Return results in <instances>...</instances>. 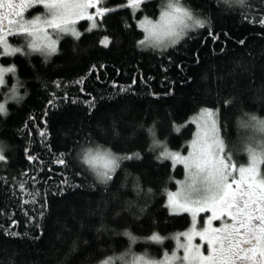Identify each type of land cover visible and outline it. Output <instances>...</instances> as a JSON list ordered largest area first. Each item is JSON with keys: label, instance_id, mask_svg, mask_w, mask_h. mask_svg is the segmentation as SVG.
Instances as JSON below:
<instances>
[{"label": "trees", "instance_id": "1", "mask_svg": "<svg viewBox=\"0 0 264 264\" xmlns=\"http://www.w3.org/2000/svg\"><path fill=\"white\" fill-rule=\"evenodd\" d=\"M103 1L97 28L84 31L82 21L80 38L62 35L51 56L2 58L15 71L0 89V264L161 257L173 248L168 237L191 223L167 207L184 169L163 149L186 151L193 115L212 109L225 154L241 152L245 110L264 116V0H183L205 27L165 49L141 45L138 26L165 0H142L136 10ZM96 148L132 158L102 183L83 162Z\"/></svg>", "mask_w": 264, "mask_h": 264}, {"label": "snow or ice", "instance_id": "2", "mask_svg": "<svg viewBox=\"0 0 264 264\" xmlns=\"http://www.w3.org/2000/svg\"><path fill=\"white\" fill-rule=\"evenodd\" d=\"M229 2L241 7L247 5V0H225V3ZM37 5L42 6L45 13L24 19L25 11ZM92 8L96 9L95 13H89L88 10ZM167 8L169 10L162 13L159 23L154 24L146 19L141 24L147 33L146 38L139 42L141 45L167 47L166 40L175 45L184 37L186 29L205 27L203 20L194 19L191 12L173 4L171 0ZM106 12L101 7V0H0V54L13 55L22 51L20 47H11L6 40V33L14 32L20 37L32 38L27 44L32 51L51 56L57 52V38L60 34H70L79 39L81 33L75 27L77 22L88 20V31H91L98 26L97 18L102 20ZM4 21H7V28ZM188 21L192 23L189 24ZM260 23L264 25V18H261ZM54 35L57 38H53ZM102 43L107 46L109 41L105 38ZM14 71V67L0 69V85L4 84L3 73ZM0 113H5L3 104H0ZM211 115V112L201 113L194 121L200 130L196 132L195 139L191 142L192 150L186 156L163 153L165 158L182 164L187 170L185 180L177 182L180 190L168 193V205L172 209V215L190 213L191 228L175 237L177 250L183 249V255L177 256L173 252L169 256L165 253L164 261L160 264H173L174 261H180V264H264V178L258 179V167L252 164L256 159L254 155L250 156L247 167L237 168L232 163L231 156L225 154L224 143L219 138L215 121L209 126L205 119ZM257 124L264 127V122ZM125 158L132 157L115 156L109 151L97 150L94 153L88 150L83 162L96 173L100 182L107 183L119 167L118 161ZM101 159L105 162L103 166L96 163ZM4 160L5 156L0 151V162ZM59 163L64 165L65 161L61 159ZM237 171L238 178L234 175ZM200 176H204L207 188L204 194L196 195L194 190ZM28 195L35 196L38 193ZM198 213H210L206 218V225L199 231ZM214 221H219V226L214 227ZM181 236L186 239V243H180ZM195 237H199L202 243L194 244ZM151 239L159 241L160 237L153 235ZM205 243L208 246L207 255L201 250ZM143 259L136 258V264ZM104 264H112L111 258L104 261ZM145 264L155 262L145 261Z\"/></svg>", "mask_w": 264, "mask_h": 264}, {"label": "rangeland", "instance_id": "3", "mask_svg": "<svg viewBox=\"0 0 264 264\" xmlns=\"http://www.w3.org/2000/svg\"><path fill=\"white\" fill-rule=\"evenodd\" d=\"M127 2L133 7V10H136V9L139 7V4L142 2V0H127ZM172 2H174V0H172ZM103 3H104V1L101 0V7H102L103 9H105V8L103 7ZM168 3H169V0H165V2L163 3V8L161 9V11H160V13H159L158 15H156V16H154V17L144 16V17H142L141 19H139V20H138V26H139V28L143 30V28L141 27V24H142L146 19H147V20H151L152 23H154V24H155V23H159V22H160V16L162 15V13H163L164 11H168V10H169V9L167 8V4H168ZM181 7L184 8L185 10H189V7H187L184 3L181 5ZM88 11H89V13H95L96 9H95V8H92V9H89ZM44 13H45V10L42 8V6L37 5V6L32 7L31 9H28V10L25 11L24 19L27 20V19H29V18H34L36 14H44ZM192 14H193L194 19H200V17H198L197 15H195V14L193 13V11H192ZM99 20H100V19L97 18V24H98V21H99ZM82 21H84V23H85V25H83V28L85 27L84 31H88V29H89V27H90V22H89L88 20H80V21H78L77 24L75 25V27H76L77 31L80 32V33L83 31V30L80 28V24H81ZM12 27H15V26H12ZM196 29H197V28H196ZM192 30H194V29H186V30H185V35H184V37L187 35L188 32H190V31H192ZM49 31H50V34H51V30H49ZM143 32H144V38H143V40H144V39L146 38V36H147V33H146L144 30H143ZM62 35H64V34H60L59 38L62 37ZM184 37H183V38H184ZM53 38H57V37H55V35H54ZM59 38H57V39H59ZM31 39H32L31 37H20L19 35L15 34L14 32H13V33H8V35H7V42H8V44H9L11 47H20V48L22 49L21 52H24V51H32L30 48L27 47V44H28V42H29ZM165 43L168 45L167 47H160V48H155V49H165V48H168V47L173 46V45L170 44L169 41H167V40L165 41ZM177 43H178V42H177ZM57 46H58V43H57ZM144 46H146V45H144ZM147 47H152V46H151V45H147ZM152 48H154V47H152ZM0 53H2V49H0ZM41 53H42V52H41ZM15 54H16V53H15ZM43 54H44V53H43ZM13 55H14V54H13ZM44 55H45V54H44ZM9 56H12V55L0 54V69H7V68H9V67H13V65H7V64L4 62V60L2 59V58H4V57H9ZM7 73H9V72H4V73H3V79H4V82H5V77H6L5 75H6ZM2 85H4V84H2ZM2 85H0V89H1ZM206 112H211V113H212L211 117H205V119L208 120V125L210 126V125H211V122H212V121H215V123H216V128H217V132H218V135H219V138L223 141V139H222V137H221V133H220L219 119H218L217 112L214 111V110H212V109H203V110H201L200 112H198L197 114L193 115V117H192V122H193V124H194L195 129H194L193 136L191 137V139H190V141H189V143H188L187 150H186V151H182V150H173V149H170V148L168 147V148L163 149V153H164V152L178 153V154L181 155V156H186V155L192 150V149H191V142H192L193 139H195V134H196V132L200 130V129L198 128V126H197V123H194V121H196L197 118L200 117L201 113H206ZM200 123H203V121H200ZM246 135H247V134H246ZM246 135H245V136H246ZM223 143H224V142H223ZM224 148H225V145H224ZM91 150H92L94 153H95L97 150H99L100 152H105V151H106V150L99 149V148H98V149H97V148H96V149H91ZM109 152H110V151H109ZM240 153H241V152H234L233 154H231V155H227V156H231V158H232V163H235V164L237 165V168H239V167H241V166L247 167V166H248V163H249L248 160H247L245 163H242V164H239V163H238V158L241 156ZM85 154H86V153H85ZM113 155H114V154H113ZM115 156H116V155H115ZM161 156H162L163 158H165V157L163 156V154H162ZM165 159L170 160L171 163H172L173 165H181V166L183 167L182 164L174 163V162L172 161V159H170V158H165ZM183 169H184V176H183L181 179H178V180L176 181V187H175V189H173V190H169V191L167 192L166 204H167V207H168V209L170 210V212L172 211V209H171V207L168 205V193H169V192L175 193V192H178V191L180 190V184L177 183V182H178V181H179V182H183V181L185 180V178H186V175H187V170H186L184 167H183ZM100 170L103 171L102 168H101ZM258 171H259V173H260V177H258V179H259V178H264L263 171H262V166H260V167L258 168ZM234 175H236L237 178H238V177H239V173H238V171H237L236 173H234ZM177 200H179V197H177ZM183 214H188L189 217H190V219H191V214H190V213H183ZM208 216H210V213H198V214H197V230H198V231L201 230V228H202L203 226L206 225V218H207ZM219 224H220L219 221H214V222H213V226H214V227H215V226H219ZM190 228H191V223H190V225H189V227H188L187 229L182 230V231H179V232L173 234V235L171 236V238H170V236H169L168 239H169V241L171 240L172 245H173V248H172L171 250H169V251H165L164 254H163L161 257H159V258H157V257H149L148 255H145V254H140V255L131 254L132 256H131V255H127V257H123V259H119V258L122 257V256H117V257H115V259H113V264H127V261L131 260L133 257L138 258V257H140V256H144V260L147 261V262H155V264H160V262L164 261L165 253H167L169 256H171V255L173 254V252H175L177 256H182V255H183V249H179V250H177V241H176L175 237L177 236L178 233H183V232H185V231H188ZM168 239H166L165 236H164V237H161V240H163V241H161V242L164 243V242L168 241ZM180 243H186V239H185L183 236L180 237ZM193 243H194V244H201L202 242H201V240H200L199 237H195L194 240H193ZM201 250L204 252L205 255L208 254V246H207L206 243L204 244V247H203ZM129 257H130V258H129ZM138 264H141V261H139ZM173 264H180V261H174ZM185 264H187V262H185Z\"/></svg>", "mask_w": 264, "mask_h": 264}, {"label": "clouds", "instance_id": "4", "mask_svg": "<svg viewBox=\"0 0 264 264\" xmlns=\"http://www.w3.org/2000/svg\"><path fill=\"white\" fill-rule=\"evenodd\" d=\"M172 3L181 6L183 4V0H174V2ZM188 11L192 13V10L190 8ZM188 23L191 24L192 21H188ZM245 113L247 119L244 120L241 126L247 130L248 134L244 137V143L241 145V148L243 150L240 154L245 155L249 163L250 156L254 155L256 159L252 161V164L255 167L259 168L260 166L264 165V127L258 125L257 122H264V116H261L259 112H253L249 110H245ZM96 163L103 166L105 162L101 159L97 160ZM194 179H196V177H194ZM198 181L199 182H197L196 184V189L194 190V193L196 195H202L204 194V191L207 188V184L204 182V176H200L198 178ZM145 255H147V253H145ZM140 257L144 258V256ZM127 264H136V257H133L131 260L127 261ZM141 264H145L144 259L141 260Z\"/></svg>", "mask_w": 264, "mask_h": 264}, {"label": "flooded vegetation", "instance_id": "5", "mask_svg": "<svg viewBox=\"0 0 264 264\" xmlns=\"http://www.w3.org/2000/svg\"><path fill=\"white\" fill-rule=\"evenodd\" d=\"M4 24H5V27L7 28L8 27L7 21H4ZM7 35H8V33H6V40H7Z\"/></svg>", "mask_w": 264, "mask_h": 264}]
</instances>
